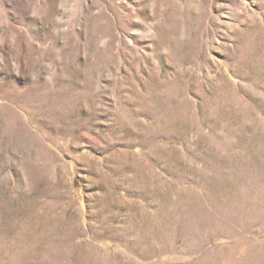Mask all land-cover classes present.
Instances as JSON below:
<instances>
[{
    "label": "rangeland",
    "instance_id": "obj_1",
    "mask_svg": "<svg viewBox=\"0 0 264 264\" xmlns=\"http://www.w3.org/2000/svg\"><path fill=\"white\" fill-rule=\"evenodd\" d=\"M0 264H264V0H0Z\"/></svg>",
    "mask_w": 264,
    "mask_h": 264
}]
</instances>
